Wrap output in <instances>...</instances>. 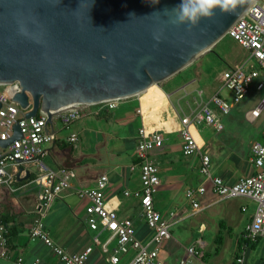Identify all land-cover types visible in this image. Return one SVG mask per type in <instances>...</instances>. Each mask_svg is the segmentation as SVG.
I'll use <instances>...</instances> for the list:
<instances>
[{
	"label": "built area",
	"instance_id": "built-area-1",
	"mask_svg": "<svg viewBox=\"0 0 264 264\" xmlns=\"http://www.w3.org/2000/svg\"><path fill=\"white\" fill-rule=\"evenodd\" d=\"M227 35L247 49L249 54L242 63L230 66L222 72L221 89L231 92L232 100L229 102L227 98L222 97L220 90L207 96L206 89L200 88L197 90L200 97L198 110H193V115L187 113L180 115L179 132L182 138L183 154L198 157L199 170L204 177V182L197 188L186 190V197L194 209L200 208L196 197L206 194L208 185L212 193L219 198L243 196L256 203L255 212L246 224L242 235L243 251L233 262V264H243L245 250L249 247L248 243L255 242L264 235V133L251 145V159L255 170L249 175L240 177L235 183L229 184L213 173L212 158L198 143L192 127L206 124L218 132L222 131L225 128L222 116L229 114L235 104L249 94L252 86L264 72V0H255L230 27ZM257 88H264V82H258ZM21 91L22 86L19 81L0 84V139L11 138L15 125H19L23 133V137L15 139L6 147L0 145V186L15 188L23 177L19 168L21 162L35 163L37 173L32 178V182L39 189L37 206L39 216L30 228L31 240L43 241L62 264H96L91 260L94 245L101 248V253L105 256L104 264H121L126 260V264H166L161 257V251L165 242L172 238V223L155 207L154 196L161 180L159 166L150 158L151 151L162 147L165 140L164 134L160 130L150 132L145 126L140 127L136 147L137 162L129 167L131 170L137 168L140 170L141 187L127 188L123 191L125 197L139 200L144 221L150 230L148 238L144 241L140 240L136 236L134 221L130 217H121L117 209L107 204L106 190L109 185V176L103 173L99 175L93 186L76 189L80 198L89 200L86 208V222L96 235L93 237L92 245H88L82 251L70 252L52 239L45 227L44 217L61 193L71 187L76 172L72 168L56 170L48 165L45 158L49 152L48 147L53 141V135L48 131L47 114L39 111L37 115L27 118L26 113L33 104L32 97L27 91L29 105L26 108L22 107L18 101L14 100L15 94ZM126 98L63 109L55 117L69 127L75 120L93 112L92 107L100 106L111 110ZM213 106H216L220 113L216 112ZM263 106L264 101L258 107L247 111L246 115L259 117ZM137 111L143 112L141 107ZM77 139V134L70 137L71 141H77ZM9 165L14 166V171L7 169ZM171 214L175 213L171 212ZM9 232L8 222L0 216V255L5 258L11 257L8 248ZM104 234L107 237L102 240L101 236ZM113 242L115 246L111 249ZM199 243L195 242L187 247L186 255L180 259V264H197L196 260L204 263L205 253ZM41 261V258L30 261L23 255H18L13 264H40Z\"/></svg>",
	"mask_w": 264,
	"mask_h": 264
},
{
	"label": "crops",
	"instance_id": "crops-1",
	"mask_svg": "<svg viewBox=\"0 0 264 264\" xmlns=\"http://www.w3.org/2000/svg\"><path fill=\"white\" fill-rule=\"evenodd\" d=\"M173 76L158 85L153 84L138 95L124 99L114 109L94 106L93 112L75 120L69 127L63 125L56 117L53 124H48V131L53 135V141L48 147L46 162L53 169L72 168L76 172L71 187L61 193L44 217L45 227L52 239L68 251H82L93 244L92 240L96 232L92 231L86 222L89 200L80 198L76 189L93 186L99 175L106 173L109 176L106 190L107 204L117 209L121 217H130L125 214L128 210V199L123 191L127 188L141 187L140 170L138 168L131 170L129 167L137 162L136 147L141 126H145L150 132L160 130L165 136L162 147L151 151L150 158L159 166L161 180L154 196V204L162 216L172 223L171 229L174 225L190 219L191 216L200 218L217 216L221 222L220 231L224 229L228 230V233H233V228L241 230L239 240L243 244L242 235L245 226L256 209L253 200L243 196L219 198L212 193L209 185L206 194L196 197L200 204L199 209H194L186 197V190L197 188L204 182V177L199 170L198 157L185 156L182 151V138L179 132L180 113L172 107L170 94L164 87ZM216 90L217 88L214 91L206 90L207 96ZM140 107L142 113L137 111ZM192 131L198 143L210 154L213 173L222 177L225 182L233 184L240 177L249 175L255 170L251 159L252 144L246 157L236 149L229 148L226 141L218 136L220 132L216 130L214 131L217 134L211 136L203 135L198 126H193ZM73 134H77V141L70 140ZM9 166L11 167L9 171H14V166ZM19 168L23 177L15 188L0 186V216L10 227L8 248L11 256L5 258L0 255V264H13L18 255H23L30 261L41 258L40 264H62L43 241H33L30 238V228L39 216L37 214L39 189L32 182L37 167L32 161H24ZM27 175L28 177L24 178ZM133 199L140 204L138 199ZM171 212L175 214L172 215ZM130 218L135 223L136 236L140 240H146L150 230L144 217L141 216L137 220ZM209 220L214 221L213 218ZM207 228L208 224L202 222L201 230ZM171 233L172 238L165 242L161 255L163 251L170 255L182 247L187 249L195 242H200L202 248L206 245L200 238L184 246L180 239L174 237L172 231ZM262 238L264 235L259 237L255 244ZM239 246L240 242L238 248ZM248 249L249 247L245 250L243 264H264V260L260 263L247 261ZM204 253L203 262L208 257L207 251ZM235 256L236 253L231 264ZM104 257L101 248L94 245L91 260L96 264H104ZM126 263L127 260L121 264Z\"/></svg>",
	"mask_w": 264,
	"mask_h": 264
},
{
	"label": "water",
	"instance_id": "water-1",
	"mask_svg": "<svg viewBox=\"0 0 264 264\" xmlns=\"http://www.w3.org/2000/svg\"><path fill=\"white\" fill-rule=\"evenodd\" d=\"M254 1L190 26L172 22L179 0H0V84L19 81L14 100L26 108L32 97L26 117L41 111L53 124L63 109L135 96L180 72ZM14 130L1 146L23 137Z\"/></svg>",
	"mask_w": 264,
	"mask_h": 264
},
{
	"label": "rangeland",
	"instance_id": "rangeland-1",
	"mask_svg": "<svg viewBox=\"0 0 264 264\" xmlns=\"http://www.w3.org/2000/svg\"><path fill=\"white\" fill-rule=\"evenodd\" d=\"M248 56L247 49L242 47L234 38L229 35L223 37L212 47L211 51L187 66V69L174 75L165 84V91L170 94L172 107L180 115L184 113L193 115L192 111L198 110V102L200 101L197 90L204 88L208 91H214L217 88L216 91H219L222 88L220 74L230 66L239 62L242 63ZM165 80L162 82H165ZM261 81L264 82V72H262L260 78L252 86L249 94L239 103L235 104L229 114L222 116L225 128L218 133V136L226 141L225 143L229 148L236 149L246 157L249 155L250 145L264 133V106L259 117L254 118L246 115L247 111L258 107L264 101V88H257V83ZM220 94L231 102V92L224 89ZM213 107L216 112L220 113L216 106ZM197 126L205 136L217 134L211 126H207L206 124H198ZM7 169L10 170L11 167L9 166ZM127 199L128 210L125 214L133 217L135 220L141 216L143 217L141 206L137 200L133 198ZM209 218H213L214 221H210ZM202 222L208 224L206 230H201ZM220 223V219L217 216H206L205 218L204 216L203 218L191 216L190 219L174 225L171 231L174 237L182 241L184 246H188L196 239L202 238L206 243L203 246V250L207 251L208 255L204 259V262L208 264H231L235 253L239 252V242L242 243L239 240L241 238H239L241 230L233 228V233H228V230L224 229L220 231ZM219 236L222 238V242L218 244ZM106 237V234H104L101 236V239L105 240ZM114 246L115 242L111 244L110 248L112 249ZM185 250L182 247L179 250L173 251L170 255L165 254L163 251L161 257L166 264H180V259L185 256ZM263 260L264 238L253 247L250 245L247 251V261L250 263H260ZM195 263L202 264L200 260H196Z\"/></svg>",
	"mask_w": 264,
	"mask_h": 264
},
{
	"label": "clouds",
	"instance_id": "clouds-1",
	"mask_svg": "<svg viewBox=\"0 0 264 264\" xmlns=\"http://www.w3.org/2000/svg\"><path fill=\"white\" fill-rule=\"evenodd\" d=\"M235 5L236 0H179L173 8L175 15L172 22L196 26L202 18L213 16L217 9L229 12Z\"/></svg>",
	"mask_w": 264,
	"mask_h": 264
},
{
	"label": "trees",
	"instance_id": "trees-1",
	"mask_svg": "<svg viewBox=\"0 0 264 264\" xmlns=\"http://www.w3.org/2000/svg\"><path fill=\"white\" fill-rule=\"evenodd\" d=\"M262 137V136H261ZM260 137V138H261ZM222 240V238L219 236L218 237V244H219V242H222L221 241ZM256 243V241L255 242H250V243H248V246H250V245H253V244H255ZM243 251V247H242V243L240 242V246H239V252L238 253H236V256H235V258L240 254V252H242Z\"/></svg>",
	"mask_w": 264,
	"mask_h": 264
},
{
	"label": "bare ground",
	"instance_id": "bare-ground-1",
	"mask_svg": "<svg viewBox=\"0 0 264 264\" xmlns=\"http://www.w3.org/2000/svg\"><path fill=\"white\" fill-rule=\"evenodd\" d=\"M150 87H151V86H150ZM150 87H149V88H150Z\"/></svg>",
	"mask_w": 264,
	"mask_h": 264
}]
</instances>
